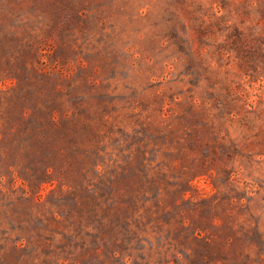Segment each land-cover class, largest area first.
<instances>
[{"label":"rangeland","instance_id":"obj_1","mask_svg":"<svg viewBox=\"0 0 264 264\" xmlns=\"http://www.w3.org/2000/svg\"><path fill=\"white\" fill-rule=\"evenodd\" d=\"M0 264H264V0H0Z\"/></svg>","mask_w":264,"mask_h":264}]
</instances>
